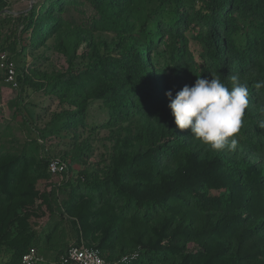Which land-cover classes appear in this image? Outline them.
I'll use <instances>...</instances> for the list:
<instances>
[{
    "label": "trees",
    "instance_id": "obj_1",
    "mask_svg": "<svg viewBox=\"0 0 264 264\" xmlns=\"http://www.w3.org/2000/svg\"><path fill=\"white\" fill-rule=\"evenodd\" d=\"M8 2L0 56L17 87L0 66V105L2 84L19 94L0 129V264L31 249L65 264L71 247L109 264H264V0H34L3 33ZM212 75L248 85L234 151L169 107Z\"/></svg>",
    "mask_w": 264,
    "mask_h": 264
},
{
    "label": "clouds",
    "instance_id": "obj_2",
    "mask_svg": "<svg viewBox=\"0 0 264 264\" xmlns=\"http://www.w3.org/2000/svg\"><path fill=\"white\" fill-rule=\"evenodd\" d=\"M229 80L230 87L218 76H197L194 86H184L175 98L171 91L166 93L177 128L190 129L193 139L215 152L236 149L248 106V85L238 75ZM254 87H264V81Z\"/></svg>",
    "mask_w": 264,
    "mask_h": 264
},
{
    "label": "built area",
    "instance_id": "obj_3",
    "mask_svg": "<svg viewBox=\"0 0 264 264\" xmlns=\"http://www.w3.org/2000/svg\"><path fill=\"white\" fill-rule=\"evenodd\" d=\"M0 66L7 71V81L14 83V87H17L14 64L8 60L6 53L0 56ZM50 170L53 174L60 175L62 178L66 165L57 159H53L50 163ZM43 262V257L35 249L27 252L22 260V264H42ZM63 262L65 264H109L98 249L88 247H71L63 258Z\"/></svg>",
    "mask_w": 264,
    "mask_h": 264
},
{
    "label": "rangeland",
    "instance_id": "obj_4",
    "mask_svg": "<svg viewBox=\"0 0 264 264\" xmlns=\"http://www.w3.org/2000/svg\"><path fill=\"white\" fill-rule=\"evenodd\" d=\"M34 0H9L8 2V10L10 11V15L13 17L11 19H8L10 21L9 26H8L4 31L2 32L6 33L8 29L15 30L17 27L14 25V22L17 23L18 18L28 7L31 3H33ZM12 20V21H11ZM11 32V31H10ZM50 61L51 64L56 67L57 69H66L67 64H66V59L59 54L55 53H49ZM2 103L0 105V129L4 128L8 123H10L12 119V115L14 113L13 109V102L15 101L18 93V90H15L14 88H11L9 86H6L5 84H2ZM39 97V96H38ZM40 104H45L46 100L43 98H40ZM52 182L54 184L60 183L61 179L57 177L52 178ZM43 191L44 192H49L51 189L50 183H45L43 186ZM46 219L42 220V223H44ZM44 261L47 264L52 263L49 261V259L45 258L43 256Z\"/></svg>",
    "mask_w": 264,
    "mask_h": 264
}]
</instances>
